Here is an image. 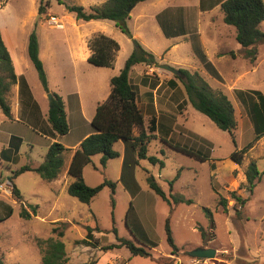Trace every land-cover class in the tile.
<instances>
[{
  "label": "rangeland",
  "instance_id": "1",
  "mask_svg": "<svg viewBox=\"0 0 264 264\" xmlns=\"http://www.w3.org/2000/svg\"><path fill=\"white\" fill-rule=\"evenodd\" d=\"M4 1L1 0L0 4ZM105 1L8 0V10L0 20L2 22L4 19L9 30H17L19 45L21 48L26 47L21 52V68L25 74L21 78H27L39 91L44 90L29 59L27 48L32 32L38 37L39 56L42 62H46L48 72H51L56 60L53 49L48 50L49 41L59 46L60 54L65 52V46L76 43L78 37L74 23L80 25L84 32H103L118 42L120 51L112 67L116 75L137 48L135 40L147 51L158 53L159 65L180 69L173 62L183 61L182 69L198 71L215 92H223L229 97L238 121L236 144L230 133L219 129L209 117L189 103L182 82L173 73L154 67L162 75L153 76L157 84L163 80L159 88L161 92L167 87L172 90L168 84L171 79L180 85V90L172 95L178 107L168 109V117L171 115L168 123L163 121L164 125L160 126L156 139L149 145L148 156L156 157L159 162L153 164L145 159L137 165V156L132 148L123 141L118 142L117 150L121 153L127 150L124 162L111 159L104 167L101 165L102 156L96 155L83 170V178L88 186L95 187L109 180L116 184L115 193L105 187L90 204H83L68 194L67 187L54 189L50 182L33 171L14 177L13 172L22 166L38 167L44 162L48 151L45 142L38 140L33 147L23 144L16 156L15 151H8L4 158L7 159L9 155L13 160L14 155L15 159L0 162V185L9 183L7 192L0 189V219L6 218L11 211L12 215L0 221V257L6 264H42V253L37 241L56 238L57 235L52 232L55 227L53 223L60 220L65 223L62 228L64 237L60 240L65 244L68 264H264V137L245 155L242 165L230 159L235 150L245 147L255 138L253 124L237 100L235 90L252 89L264 93V43L257 45V60L252 63L245 56V48L236 40L235 28L226 25L221 18L223 13L220 9L200 15V19L196 14H189L186 25L189 36L167 52L176 41L166 38L164 28L171 29L163 26L161 16H156L168 7L193 6L197 0H147L137 4L127 22L132 37L124 33L114 21H102L101 25H105L106 29L98 31L100 23L78 21L66 9V5L71 4L81 5L90 11ZM205 1L209 4L208 0ZM50 15H56L64 22L65 31L49 26L47 21ZM260 29L264 31V21ZM133 34H136L135 37ZM221 35L225 41L226 56L211 58L225 78L218 81L205 72L195 54L194 44L199 45L205 53L209 50L213 57L211 42L218 40ZM49 54L52 56L48 57ZM143 65H137V69L141 70ZM42 91L41 94L44 93ZM49 94L46 101H50ZM107 97L103 93L100 102L106 101ZM23 99L22 111L29 102L25 97ZM5 117L0 109V151L6 146ZM176 144L202 154L207 160L201 161L178 152L172 147ZM251 161L256 162L261 173V179L252 194L245 189V171ZM213 165L215 170L212 169ZM150 175L168 197L180 195L193 203L169 204L150 188L147 181ZM13 177L12 182L8 181ZM13 184L19 189L21 200L13 194ZM55 190L60 192L57 202L53 198ZM234 191L248 199L244 207L232 198L231 192ZM221 198L227 200V212L219 205ZM31 205L39 206L37 215L32 214L30 219L21 217L22 209L30 211ZM205 209H209L213 216ZM236 209H240V217ZM63 215L68 218L64 219ZM168 218L174 241L180 249L175 256L171 254L166 241L165 223ZM201 227L205 237L202 236ZM88 228L92 230L90 240L87 238ZM118 238L129 239L145 247L151 256H132L124 246L107 249L110 245L119 244ZM143 244L156 246L148 249ZM198 247L216 249V257L201 259L188 255L189 251Z\"/></svg>",
  "mask_w": 264,
  "mask_h": 264
},
{
  "label": "trees",
  "instance_id": "2",
  "mask_svg": "<svg viewBox=\"0 0 264 264\" xmlns=\"http://www.w3.org/2000/svg\"><path fill=\"white\" fill-rule=\"evenodd\" d=\"M147 0H106L100 6L92 7L87 11L81 5H66L69 13L75 15L77 20H110L114 21L117 26L127 35L132 37L128 29L127 22L131 18L133 8ZM220 6L223 13V21L226 25L232 26L236 30L237 42L245 48V56L253 63L257 60V45L264 43V31L260 29V24L264 21V0H212L211 7ZM202 9L205 6L202 4ZM42 6H40V11ZM166 36L172 32L164 28ZM174 32V31H173ZM174 34V33H173ZM176 36L179 35L175 32ZM88 46L92 51L88 61L97 67L114 66L117 53L120 51V45L114 39L98 34L93 36ZM194 51L203 68L215 80L223 81V78L217 68L209 61L205 52L194 44ZM28 54L33 63L41 84L46 93H51L52 98L49 101V111L47 121L50 131L46 133L51 138L63 137L69 132V125L66 117L65 103L60 95L51 92L49 89L48 77L44 69V64L39 56V42L35 32H32L29 38ZM137 64H145L151 67L159 66L156 56L139 45L134 52L126 60L124 67L120 73L111 79V92L107 100L98 105L96 114L92 120L93 132L90 134L76 150L64 147L60 142L55 141L47 151L45 160L38 167L29 165L22 166L13 172L14 177L33 171L37 173L43 180L52 182L61 175L66 157L73 152L71 163L68 169V176L71 179L67 187V192L73 198H76L83 204H90L105 187H109L115 193L116 184L112 181L105 180L102 184L91 187L88 186L83 178L84 167L92 162V157L101 155V165L106 166L111 159H118L120 153L116 150V143L123 141L129 145L136 153V164H140L141 160L148 159L151 163L156 164L159 160L156 157H149V145L152 140L156 139L157 126L156 121L152 117L149 123L138 100V88L131 83L130 72ZM184 78L174 75L179 79L185 89L189 103L199 112L209 117L219 129L230 133L233 142L236 144L235 131L238 127V121L235 114V107L229 97L223 92H215L210 84L197 72H191L187 69H179ZM144 75L142 84L147 83V77ZM157 76V75H155ZM20 84V90L27 92L30 96V90L25 78H18L15 73L14 66L10 54L4 44L0 31V109L8 119H12L11 101L7 97L12 86ZM168 84L175 91H179L178 84L175 80H169ZM235 95L247 117L253 124L255 133L254 141L241 149L235 150L230 159L237 165H242L245 155L254 147V145L264 137V93L260 90H242L236 89ZM17 142V143H16ZM22 145V139L12 137L8 148L0 152V157H4L8 151L18 153ZM172 147L191 157H195L201 161L207 158L202 154L195 152L181 145H172ZM161 165H163L161 163ZM215 165L212 169L215 170ZM246 187L245 189L252 194L256 184L261 179V173L255 161H251L245 171ZM11 178V182L13 181ZM150 188L169 204H187L191 205L192 200L186 199L180 195H171L168 197L162 188L157 184L153 176L147 178ZM13 194L18 200L22 199V195L15 184H13ZM232 198L237 204L244 207L248 199L239 196L235 191L231 192ZM219 205L227 212V200L221 198ZM38 205L29 206L30 211L23 208L20 215L25 219H30L32 214L37 215ZM212 217V212L205 209ZM238 217L241 216L240 209H236ZM12 211L7 215L9 218ZM6 218L0 219L3 221ZM53 233L56 238L48 240L38 239L37 243L42 253V264H68L65 244L60 240L64 237L65 223L56 222ZM61 227V229H59ZM166 241L171 248V254L177 255L179 248L177 247L173 232L168 218L165 223ZM202 236L205 237V231L201 227ZM92 237V230L88 228L87 238ZM119 244H113L107 247L112 249L124 246L132 256L150 257L151 253L143 246L136 245L133 241L126 238H118ZM148 249L155 248L153 246L143 244ZM0 264H6L0 257Z\"/></svg>",
  "mask_w": 264,
  "mask_h": 264
},
{
  "label": "crops",
  "instance_id": "3",
  "mask_svg": "<svg viewBox=\"0 0 264 264\" xmlns=\"http://www.w3.org/2000/svg\"><path fill=\"white\" fill-rule=\"evenodd\" d=\"M208 1L209 4H206L205 0H197V3L190 7H168L156 16V18H160L161 16V23H163V26L170 28L174 31L172 32L170 30L172 34H170L169 36H166L165 34L168 40L176 41L171 48L166 50L167 52H170L171 49L178 46V43L182 41V39L189 36L186 26L187 16L189 14H196L198 19H200V15L203 16L205 13H213L217 10H220V6L211 7L212 0ZM202 4L203 6H205L206 10L202 9ZM8 6V0L4 1L3 4H0V17L2 16V14L5 13L6 10H8ZM221 18H223V16ZM3 20V23L0 20L1 36L10 54L15 73L18 78H20L21 76H25L24 71L21 68L20 60L23 59L21 52H24L26 47L21 48L18 43L17 30H9ZM102 21L110 20H92L88 21L87 23H100L97 26L98 31H105V25H101L103 24L101 23ZM74 26L76 27V32L78 33L76 43L67 44L65 46V52H62L60 54L59 46H55L51 44V41H49L48 50L52 48L56 56L54 65L51 66V72L47 71L46 62H43L45 70L47 72L50 91L59 94L65 103L66 117L70 128L68 134L63 137H57L56 139L46 135V133L50 131V126L47 121L49 111V100H45V98H47L48 93H46L44 90L42 91L41 89V91L44 92L41 94V91H39L37 88H34L32 86V83H30V81L26 78V82L30 90V96L29 94H27L26 91L23 92L22 95L19 83L12 86V88L7 94V97L11 101L12 119H8L5 117V120L3 121V124L6 125L4 130V133L6 134V146L3 149L9 147L12 137H18L22 139V145L27 144L28 146L31 145L33 147L35 142L41 140L46 143V147L47 149H49L50 146L55 141H57L60 142L64 147L72 149L74 151L80 147L81 143L90 134H92V120L96 114L97 107L99 104L102 103L100 101L102 99L103 93H106L108 96L110 95V82L111 79L116 76V74L114 72V68L97 67L92 65L88 61L89 57L92 54V51L88 46L89 40L95 35H105V33L95 32V30L90 32H84L81 29L80 25L74 23ZM58 30L65 31V24L64 29ZM175 32H178L179 35L176 36ZM199 32L202 31H200L199 29ZM135 35L133 34V37H135ZM201 42L203 45H205L204 40H202ZM211 44L212 45H210V49H212L211 53L213 57L210 55L209 50H206L205 53L210 62L213 63L211 58L219 59L220 57L226 56L227 50L223 35H221L218 40L212 41ZM166 51L165 53H167ZM153 54L156 56V58H159V56H157L158 53ZM51 56L52 54L48 55V57ZM137 65H135L130 72V80L131 83L137 86L138 88V100L140 106L143 109L145 117L149 115V120L153 117L156 121L157 135L160 126L164 123L163 121L167 122V120L171 117V115L168 117V109L178 107V104H176L177 100L172 98V95L175 93V89L171 90L169 87H167L161 92L159 88L163 85V80L157 84L156 78L153 77L155 75H157L158 77L162 76L161 73H159L158 68L149 67L144 64L143 68L141 70H138ZM173 65L182 69V67H184V62L174 61ZM215 67L217 68V66ZM219 73L221 74L222 78H224L220 71ZM144 75H150L146 78V84H142ZM178 88H180V85H178ZM23 97H25L29 102L24 107L25 109L23 108L22 111L21 104ZM147 122L149 123V121ZM126 151V149L124 150V153H121L119 151L120 157L118 159H121L122 162L125 161ZM16 154L17 153H15L14 155L16 156ZM14 155L13 160L15 159ZM72 155L73 152L67 155L63 171L59 178L50 182L54 186V189L55 187H57V190H60L64 187H68V185L70 184L71 179L69 183L67 181L69 178L68 169L71 163ZM10 159L11 161H13L12 158L7 155V159L1 157L0 162L2 160H5L6 162H11ZM8 181H10V179ZM57 190H55L53 194V198L56 202L59 201L60 197V192H58ZM63 218L65 219L68 217L64 216ZM57 222L63 221L59 220Z\"/></svg>",
  "mask_w": 264,
  "mask_h": 264
},
{
  "label": "water",
  "instance_id": "4",
  "mask_svg": "<svg viewBox=\"0 0 264 264\" xmlns=\"http://www.w3.org/2000/svg\"><path fill=\"white\" fill-rule=\"evenodd\" d=\"M135 45L136 47L139 46V43L137 41H135ZM158 67L167 70L171 73H173L174 75L180 76L181 78H184V75L182 74V72L179 69H176L170 65H159ZM52 98V95L49 94V99ZM217 254V250L214 248H204V247H198L195 248L191 251L188 252V255H190L193 258H201V259H213L216 257Z\"/></svg>",
  "mask_w": 264,
  "mask_h": 264
},
{
  "label": "built area",
  "instance_id": "5",
  "mask_svg": "<svg viewBox=\"0 0 264 264\" xmlns=\"http://www.w3.org/2000/svg\"><path fill=\"white\" fill-rule=\"evenodd\" d=\"M47 22L50 27H54L56 29H64V22L61 21L56 15H50ZM8 184L9 183L7 182L6 184L0 185V189L7 192Z\"/></svg>",
  "mask_w": 264,
  "mask_h": 264
}]
</instances>
